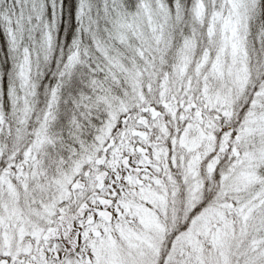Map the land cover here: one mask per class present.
Masks as SVG:
<instances>
[{
	"label": "snow or ice",
	"instance_id": "6c2138e0",
	"mask_svg": "<svg viewBox=\"0 0 264 264\" xmlns=\"http://www.w3.org/2000/svg\"><path fill=\"white\" fill-rule=\"evenodd\" d=\"M0 264H264V0H0Z\"/></svg>",
	"mask_w": 264,
	"mask_h": 264
}]
</instances>
